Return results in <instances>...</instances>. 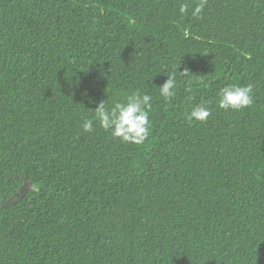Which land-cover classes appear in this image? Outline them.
<instances>
[{
    "label": "trees",
    "instance_id": "trees-1",
    "mask_svg": "<svg viewBox=\"0 0 264 264\" xmlns=\"http://www.w3.org/2000/svg\"><path fill=\"white\" fill-rule=\"evenodd\" d=\"M198 2L0 0V264H264V0ZM137 89L143 143L83 131Z\"/></svg>",
    "mask_w": 264,
    "mask_h": 264
},
{
    "label": "clouds",
    "instance_id": "clouds-1",
    "mask_svg": "<svg viewBox=\"0 0 264 264\" xmlns=\"http://www.w3.org/2000/svg\"><path fill=\"white\" fill-rule=\"evenodd\" d=\"M206 0H199L191 10L193 17H199L203 12ZM189 5L182 3L179 7L181 15H187ZM185 72V71H184ZM165 82L159 86L160 95L165 100H171L176 95V78L172 74L167 75ZM253 85L239 86L228 84L219 89L217 93V107L227 110L239 111L249 107L253 103ZM152 97L142 93L139 89L128 94L123 101H115L111 107H107V101L98 102L91 118H82V129L86 133L94 130V123L104 131L109 132L111 137L124 143L140 144L147 139L151 122L149 114ZM207 102L195 105L186 114L189 122H204L210 116Z\"/></svg>",
    "mask_w": 264,
    "mask_h": 264
},
{
    "label": "rangeland",
    "instance_id": "rangeland-1",
    "mask_svg": "<svg viewBox=\"0 0 264 264\" xmlns=\"http://www.w3.org/2000/svg\"><path fill=\"white\" fill-rule=\"evenodd\" d=\"M32 186H33V185L28 184V185H26V187L24 188V190L29 189V188H32Z\"/></svg>",
    "mask_w": 264,
    "mask_h": 264
}]
</instances>
